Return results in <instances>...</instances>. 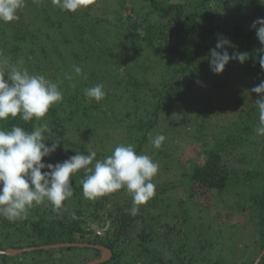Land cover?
I'll list each match as a JSON object with an SVG mask.
<instances>
[{"label": "trees", "instance_id": "obj_1", "mask_svg": "<svg viewBox=\"0 0 264 264\" xmlns=\"http://www.w3.org/2000/svg\"><path fill=\"white\" fill-rule=\"evenodd\" d=\"M99 1L70 12L61 11L52 0H24L14 21H0V73L5 79L10 66L15 65L30 75L57 83L63 94V99L39 121L33 118L25 122L19 114L0 120V129L5 131L15 125L31 132L34 126L47 123L50 132L44 134L48 140L45 143L50 146L53 140H60V145L43 158L44 163L63 162L76 152L88 154L93 151L91 143L96 132L115 123L113 127L117 125L137 154L150 144L149 154L166 168L173 163L170 149L176 148L172 145L177 139L174 131H178L177 136L181 133L175 118L180 114L182 117L177 119L185 121L188 112L184 108L198 83L201 88L207 90L210 86L217 92L236 75H264L259 64L264 46L251 27L257 18H264V5L259 0H114L115 7L110 4L104 10L112 11L113 20L107 17L109 12L103 17L93 14ZM124 9L130 12L125 20L121 18ZM219 38H227L234 45L226 46L230 56L247 52L249 59L243 64L230 60L221 74L213 73L210 50ZM223 50L217 49L221 53ZM75 66L82 69L81 74L75 73ZM97 84L103 85L106 93L99 102L85 96L86 89ZM205 95V100L197 101H208L210 91ZM250 110L258 122V106ZM249 115L247 112L246 120L240 117L228 123L229 129L236 126L237 135L228 132L223 139L210 138L206 133L209 121L198 124L191 136V142L198 146L196 155L187 163L178 161L182 177L179 182H184L191 199L197 193L221 195L234 191L238 201L231 208L243 216L236 231L241 238L245 233L253 238L243 247H236V253H225V243L219 239L222 229L229 228L226 224H208L207 229L196 233L195 225L187 229L192 219L187 201L180 200L173 208V185L151 181L155 185L154 197L139 205L138 213L132 215V195L125 194L121 203L106 207L110 199L122 198L124 188L95 200L86 199L82 182L88 173L84 169L71 175L73 195L59 210L54 211L44 201L29 208L23 219L9 221L0 216V240L15 237L30 247L59 243L102 245L112 252L111 259L102 264H254L264 250V136L261 142L249 139V127L255 121ZM157 134L166 138L159 149L152 144ZM257 143L262 149L258 150ZM250 146L255 148L254 155L243 151ZM94 161L89 167L94 166ZM252 161L256 162L254 170L245 169ZM65 202L70 203L75 215L66 211ZM104 222H109L104 235L94 234L91 223L99 226ZM217 246L220 255L215 253ZM64 249L73 254L56 257L52 253L56 249L37 251L47 253V263L89 261L75 253L80 248ZM92 251L94 258L100 256L97 250ZM6 258L0 255V264H7ZM258 264H264V256Z\"/></svg>", "mask_w": 264, "mask_h": 264}, {"label": "clouds", "instance_id": "obj_2", "mask_svg": "<svg viewBox=\"0 0 264 264\" xmlns=\"http://www.w3.org/2000/svg\"><path fill=\"white\" fill-rule=\"evenodd\" d=\"M94 0H52L53 5L61 11L76 12L88 7ZM264 5V0H259ZM24 6V0H0V21H14L16 13ZM258 26V27H257ZM251 27L264 46V18H257ZM234 47L227 38H219L214 49L210 50L209 62L211 71L221 74L230 60L241 64L249 59V53L234 52L231 56L226 50ZM217 49H224L223 52ZM264 52V48L260 49ZM5 63H7L5 61ZM259 64L264 69V55L259 57ZM77 75L82 69L74 67ZM251 92L259 95L255 104L259 108L258 125L254 131L264 136V80L253 87ZM106 93L103 85L97 84L86 89L85 96L101 101ZM63 99L57 83L50 82L40 75H30L15 65L5 79L0 73V120L15 118L19 114L25 122L45 117L50 107ZM50 132L47 123L34 126L28 132L22 127L13 125L10 130L0 129V216L14 221L23 219L25 213L34 204L49 202L53 210H59L62 203L73 195L70 182L72 174L84 169L88 175L82 182L83 196L95 200L122 188L126 189L133 199L132 215L139 211V205L146 204L155 195V185L151 182L157 174L159 165L147 155H139L132 145H119L113 153L103 160H96V152L88 154L76 152L63 162L52 164L42 162L43 158L54 153L60 140H53L49 146L45 143L44 134ZM165 136L157 134L152 144L159 149ZM93 167H89L93 164ZM48 169V171H42Z\"/></svg>", "mask_w": 264, "mask_h": 264}, {"label": "rangeland", "instance_id": "obj_3", "mask_svg": "<svg viewBox=\"0 0 264 264\" xmlns=\"http://www.w3.org/2000/svg\"><path fill=\"white\" fill-rule=\"evenodd\" d=\"M115 1L114 0H100L99 1V7H94L93 14L99 17L106 16L110 19H114L115 15L112 13V11H108L104 13V10L107 9L106 6H110L113 8L115 7ZM96 8V9H95ZM147 10L143 12H147ZM121 18L125 20L127 18V15L130 13L128 9H124L121 11ZM106 14V15H104ZM95 16V18H96ZM261 80H264L263 76L258 75H236L234 77H231L229 80V83L226 86H223L222 90L220 91H214V89L210 86L201 88L199 87L200 83H198L197 86H195L192 89V92H190L189 96L192 97V100L189 101V104L185 109L186 113L184 115L185 121H182L177 118H181L182 116L180 114L177 115V118H175L176 123L178 125L177 128L181 130V133L177 136L178 131H174V137L177 138L175 140L176 146L174 150L170 149V156L173 163L166 168H164V164L160 161L155 162L154 156L149 154L150 152V144L145 145L142 149L139 155H147L151 157L153 162L158 163L159 168L157 174L152 178V182L156 183H168L169 185L174 186V190H172V194L174 197H172V200L170 201L173 204V208L175 207L176 203L180 200L187 201V208L189 209L190 216L192 217L190 224H188L186 227L188 230H192L193 226L195 225V233L202 230L204 227L206 228L208 224L210 225H216L218 223L220 224H226L227 227L222 229L223 231L220 234V241H223L227 249H224V252L229 253H236L234 249L243 247L244 243L251 242L253 238L248 235V233H245V237H239L237 227L242 224V218L243 216H240V212L237 211L235 208H231V204L234 205L237 203L236 195L234 194L233 190H230L228 192H222L221 195H212V194H205L200 195L197 193V196H195L194 199H191L187 192L184 190V182L183 186L180 184L182 177H181V171L180 167L178 165V161H185L187 163V160L190 158H193L196 155V148H198L197 145L193 144L191 142V136L195 134L196 129L198 128V124H203L204 122H208L209 125L206 124L205 131L210 136V138H216V139H223L226 136V133H234V135H237L236 126L233 127H226L227 125L231 124L232 122L239 121L240 117H243L245 120L247 118L246 113L249 112V116H252L255 118L254 124L252 128L249 127V134L250 140H254L255 142H261L263 139V136L258 135L254 129L258 125L257 117H254L253 111L250 110V107L255 105V102L257 99H259V95L251 92V89L261 82ZM210 91L211 97L208 99V101H197L198 98H201L202 100L206 99L205 92ZM198 105H197V103ZM204 102L206 104H204ZM196 108H199L197 110ZM211 110H216V115L212 114ZM198 111V113H196ZM259 118V116H258ZM180 120V121H179ZM189 120L190 122H188ZM105 121V120H104ZM203 122V123H202ZM229 123V124H228ZM115 124V123H114ZM109 125V123L106 126L110 127H104V129L98 130L96 132L97 136L94 137L91 144H93L92 150L95 151L97 154L101 156V159L103 160L106 157L110 156L115 148L119 145H129L128 140L126 136L120 132L119 129H117V125L113 127V125ZM103 126L104 124L101 123ZM200 126V125H199ZM245 128V126H244ZM90 144V145H91ZM261 144L257 143L258 150L262 149ZM261 147V148H260ZM241 151V149H240ZM247 154L254 155L255 148L254 147H245L243 150ZM203 157H200V161H203ZM252 158H254L252 156ZM250 162V159H248ZM247 165V170H254L255 163L251 162ZM95 164V161H94ZM250 164V165H249ZM237 167H239L238 164H236ZM187 167L189 170H191L192 165L188 164ZM180 181V182H179ZM247 189V188H245ZM171 192V191H170ZM131 195L127 190L123 193V196L121 199H110V202L107 203V208H112L114 204L120 201V203L123 201V199L126 197V195ZM198 202H201L200 204ZM63 205V204H62ZM225 205H228L224 207ZM64 207L66 211L71 214L75 215L73 212V209L70 208V203L65 202ZM104 213H102L101 216H103ZM227 214H230V217L227 218ZM213 221V222H212ZM212 222V223H211ZM203 223V224H202ZM202 224V225H201ZM109 222L101 223L99 226L96 223H91V228L94 232V234H98L99 236L104 235V230L108 228ZM205 228L203 230H205ZM207 229V228H206ZM194 233V231H192ZM248 236H247V235ZM242 236V235H241ZM89 241H93L92 238H89ZM96 241L101 242V239H97ZM30 248L29 244H26L25 242L19 243L16 238L11 237L10 240L3 241L0 240V250H9V249H28ZM219 249V250H218ZM223 251V249H221ZM70 252V253H69ZM67 251L64 248L56 249L52 253H56V257L60 256H66L69 254H73V251ZM75 253H81L84 255V257H88L89 261H93L97 258H94V253L92 249L84 250L83 248L78 249ZM220 255V247L217 246L216 252ZM61 254V255H60ZM238 254V253H237ZM236 254V256H237ZM8 257V256H7ZM68 257V256H67ZM99 258V257H98ZM65 259V258H64ZM7 264H64L63 262L59 261H51L47 263V253L43 251L42 253H39L38 251H29L24 252L23 254H17L13 257L6 258ZM87 262V263H88ZM85 263V264H87ZM73 264H78L76 261L73 262Z\"/></svg>", "mask_w": 264, "mask_h": 264}, {"label": "water", "instance_id": "obj_4", "mask_svg": "<svg viewBox=\"0 0 264 264\" xmlns=\"http://www.w3.org/2000/svg\"><path fill=\"white\" fill-rule=\"evenodd\" d=\"M71 247L95 249L99 252L100 255L99 258L90 261L87 264H102L109 261L112 257V252L110 249L102 245H94L89 243H59V244L44 245L39 247H30L28 249H19V250L9 249L4 251L0 250V255L13 257L17 254H22L24 252H29V251L54 250V249L71 248ZM263 256H264V250L258 255L254 264H258Z\"/></svg>", "mask_w": 264, "mask_h": 264}, {"label": "built area", "instance_id": "obj_5", "mask_svg": "<svg viewBox=\"0 0 264 264\" xmlns=\"http://www.w3.org/2000/svg\"><path fill=\"white\" fill-rule=\"evenodd\" d=\"M98 235V234H97Z\"/></svg>", "mask_w": 264, "mask_h": 264}]
</instances>
